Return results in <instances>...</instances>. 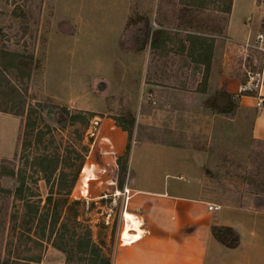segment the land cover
I'll return each mask as SVG.
<instances>
[{"label": "rangeland", "instance_id": "374dc122", "mask_svg": "<svg viewBox=\"0 0 264 264\" xmlns=\"http://www.w3.org/2000/svg\"><path fill=\"white\" fill-rule=\"evenodd\" d=\"M258 1L264 7V0ZM205 3L206 7L197 11L182 5V0H0V51L23 55L32 69L30 78L14 70L0 74V107L5 104L6 84L23 93L26 111L31 106L36 110L31 115L33 129L25 127L26 116L0 112V169L14 168L16 174L22 173L27 197L40 201L41 206L51 190L66 200L67 206L77 202L72 211L65 213L66 206L63 208V221L81 237L89 229L101 256L110 258L111 264H118L120 246L136 245L145 233L132 236L123 232L127 181L132 179L131 188L152 193L163 191L164 185L170 191L173 186L182 193L199 191L188 175H180L182 168L178 167L191 164L195 153L176 149L169 132L152 125L151 119L145 121L143 115L153 113L154 108L145 82H193L203 75L195 65L188 68V62H194L183 58L177 49L174 54H157L145 48L156 30L169 29L164 32L170 33L171 44L185 36V31L224 34L229 15L220 10L225 8V0ZM124 34L134 41L129 44ZM162 38L167 39L166 35ZM132 45L142 46L144 53H121L136 51ZM232 59V75L239 81L235 96L231 101L225 97L207 99L208 106L221 112L218 117L211 115L201 128L206 133L195 138L203 142L205 137L209 144L205 154L218 161L216 167L210 163L207 167L210 174L218 173V182L207 184L208 194L235 204L231 197L238 190L241 196L251 195L256 209L264 206V142L249 140V133L259 112L260 91L264 94V53L238 44ZM167 74L174 80H166ZM213 102L217 103L211 106ZM89 112L95 116L87 115ZM72 115L81 117L73 122ZM119 123L128 127L134 123L132 138ZM40 156L59 158V171L49 184L34 164ZM121 163H126V172L120 169ZM60 171L66 174L62 191L56 186ZM18 181L17 177L0 178V187L15 192ZM142 201L152 204L154 199L142 197ZM73 212L77 224L68 218ZM25 213L23 201L0 190V260L101 264L90 251L68 261L67 255L54 247L53 239L41 236L35 222L27 223ZM229 213L224 207L211 214L215 219L224 216L241 221L247 229L243 230L247 246L230 251L209 245L206 262L264 264V215L249 208ZM162 216L170 221L173 214L166 208ZM169 245L166 243L160 254H174ZM201 248L192 246L193 251ZM185 254L188 251L181 247L174 256Z\"/></svg>", "mask_w": 264, "mask_h": 264}, {"label": "crops", "instance_id": "0c3cea01", "mask_svg": "<svg viewBox=\"0 0 264 264\" xmlns=\"http://www.w3.org/2000/svg\"><path fill=\"white\" fill-rule=\"evenodd\" d=\"M135 28L138 29L137 26ZM164 30L169 31V29ZM261 32H264V7L259 1L233 0L225 33L201 34L208 39L207 43L212 44L208 62H206L210 65L207 82H203V77L200 80L194 79L193 82H160L157 80L145 82L146 87L148 86L149 98L153 99L151 107L154 108L153 113H144L143 119L145 121L151 119L152 125L168 131L172 136V145L176 149L195 153L194 159L190 161L191 164L183 165V167L180 164L178 167L182 168L180 175H188L192 179L191 181L197 185L196 188L199 191L194 194L182 193L177 190V186L171 187L172 191H170L169 186L164 185L163 191L152 193L131 188L132 179L127 181V188L129 189L127 210L141 220L145 233L136 245L119 247L118 251H121L122 255L117 261L118 264H208L205 258V248L209 245L217 248L222 246L230 251H238L244 245L247 246L248 242L243 233V230L247 231V229L242 222L224 216L215 219L211 214L212 212L208 210V206L209 204H216L221 206L220 210L225 207L230 212L229 214L248 211L249 208L254 213L264 215V210L255 209L251 195L242 194L241 196V192L238 190L231 197L235 199V204L216 200L215 196L208 194L207 184L217 183L218 173L216 170V174H210L207 167L209 163L210 167H216L218 161L217 159L209 160L205 154L209 145L207 139L204 137L203 142L200 139L202 134L206 133L201 131V128L205 127L212 116H219L216 109L207 105V99L212 96L215 98L219 92H226L235 96V89L239 81L232 75L234 65L232 57L238 44L254 43L257 35ZM184 33L185 36L193 34L186 31ZM164 35L167 39H162L154 47H152L153 40H151L145 49L157 54H174L177 49L178 54L186 58L191 45L185 40V36H179L178 41L173 40L171 44L170 33L165 32ZM123 38L127 42L129 41V44L135 39L126 34ZM131 47H134L136 51L129 49L123 50L121 53L132 55L144 53L142 46L132 45ZM188 63V68L195 65L197 72L204 76L206 63H192L190 61ZM164 77L166 80L172 79L170 74ZM204 89L206 90L204 91ZM195 135L200 136V139H196ZM249 137L251 141L264 142V107L259 109L257 115L253 117ZM212 162H214L213 165ZM214 179L216 180L214 181ZM142 197H150L154 199V202L152 204L143 202ZM241 199L247 200V203L241 204ZM166 208L173 214L170 221L162 216ZM215 226L231 227L238 231L240 234L239 247L228 249L219 243L212 233V228ZM186 240H188L187 245L182 246ZM168 242H170L171 253L174 254L170 256L160 254ZM196 245H200L202 248L193 251L192 246ZM181 247L188 251V254L174 256L178 248ZM191 252H196L197 255H192ZM221 264H225L224 261Z\"/></svg>", "mask_w": 264, "mask_h": 264}, {"label": "trees", "instance_id": "16d2710c", "mask_svg": "<svg viewBox=\"0 0 264 264\" xmlns=\"http://www.w3.org/2000/svg\"><path fill=\"white\" fill-rule=\"evenodd\" d=\"M217 1V0H216ZM223 1V0H222ZM233 0H225V8L220 10L227 15L231 13ZM182 5L194 10L200 11L206 7L205 0H182ZM193 34L186 35L185 40L190 43V50L187 54V57H190L194 63H206L208 62L209 53L211 52L212 44L207 43L208 39L202 36L201 32H192ZM164 30H156L154 33V38L152 41V47L162 41L164 36ZM0 74L7 73L10 71H16L18 74H21L22 77L30 78L31 76V62L25 61L24 56L10 51H0ZM4 58L7 62H4ZM33 61V56L30 57ZM205 72L203 76V82H207L210 72V65L206 63ZM3 82H0V89ZM8 83V82H7ZM5 91V104L0 107V112L9 113L17 117H25V127L33 129L34 124H31V115L36 112V110L31 106L26 111V102L23 100V93L19 89L13 87L8 88V85H4ZM206 89H204L205 91ZM227 98L231 101L234 97L231 94L226 92H219L214 100L218 101L221 98ZM217 102H213L211 106L216 105ZM39 107H41L39 105ZM214 108V107H213ZM67 114H70L68 110H65ZM218 112H221L218 110ZM87 115L95 116L93 113H87ZM81 116L72 115L71 120L77 122ZM121 121V120H119ZM119 125L122 127V130L128 133L129 138H132L134 123L128 126H123L121 123ZM130 152V147L128 149ZM39 171L44 175L46 183H50L52 178L57 175L59 171V158H50V156H40L36 159L34 163ZM120 169L122 172H126L127 167L125 164H120ZM57 180V188L59 191L64 189L65 185V173L59 172ZM3 177H17L18 183L16 184L15 192H12L9 189H4L0 187V190L7 194V196L13 195L16 199L23 201L24 207L26 210L25 218L28 219V224H33L35 222L36 228L41 233L43 238L47 240L53 239V245L55 248L61 250L68 257V261H72L75 255L86 254L88 251L92 252L100 261L101 264H111L110 258L101 256V249L92 241L91 231L86 230V235L81 237L75 229L71 230L68 222H64L62 219L63 208L66 206L65 213L72 211L74 202L67 206L68 202L62 198L56 197L53 190L48 194L45 199L43 206L41 202H33L27 197L28 187L26 184V178L22 173L16 174L14 168L5 169L2 167L0 169V178ZM74 181L71 182L70 188L74 186ZM264 206H256V209H259ZM68 218L73 223H79L77 214H69ZM212 233L216 240L224 245L228 249H236L240 245L239 235L236 230L231 227H218L215 226L212 228ZM0 264H21L17 260H0Z\"/></svg>", "mask_w": 264, "mask_h": 264}, {"label": "built area", "instance_id": "2783aa9c", "mask_svg": "<svg viewBox=\"0 0 264 264\" xmlns=\"http://www.w3.org/2000/svg\"><path fill=\"white\" fill-rule=\"evenodd\" d=\"M243 49L249 50V49H256L264 53V32H261L257 35L256 40L254 43L246 42L244 44H240ZM257 106L259 109H262L264 107V94L260 91V96L258 98ZM97 124V123H95ZM93 135V134H92ZM127 193V192H126ZM221 209V206L216 204H209L208 210L211 212H216Z\"/></svg>", "mask_w": 264, "mask_h": 264}, {"label": "bare ground", "instance_id": "6f19581e", "mask_svg": "<svg viewBox=\"0 0 264 264\" xmlns=\"http://www.w3.org/2000/svg\"><path fill=\"white\" fill-rule=\"evenodd\" d=\"M124 220L126 221V227L124 233L132 236H141L143 233L142 222L134 214L129 211L124 212Z\"/></svg>", "mask_w": 264, "mask_h": 264}]
</instances>
